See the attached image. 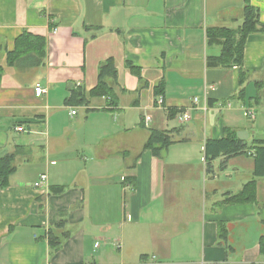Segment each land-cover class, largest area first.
I'll return each instance as SVG.
<instances>
[{"label": "crops", "instance_id": "obj_1", "mask_svg": "<svg viewBox=\"0 0 264 264\" xmlns=\"http://www.w3.org/2000/svg\"><path fill=\"white\" fill-rule=\"evenodd\" d=\"M246 2L264 25V0H0V156L20 148L0 188V264H264V31L242 69L206 65L220 52L206 28H236ZM25 31L44 56L8 65ZM108 58L110 94L88 96ZM150 128L173 140L158 156ZM224 136L241 152L206 162L205 141ZM250 181L251 200H226ZM51 229L69 233L57 250Z\"/></svg>", "mask_w": 264, "mask_h": 264}, {"label": "trees", "instance_id": "obj_2", "mask_svg": "<svg viewBox=\"0 0 264 264\" xmlns=\"http://www.w3.org/2000/svg\"><path fill=\"white\" fill-rule=\"evenodd\" d=\"M264 31V25L259 21L258 9L246 2L241 9V23L236 28L227 26H211L206 28V43L209 46H217L220 49L218 55H209L206 59L208 67H233L239 66L242 69L243 47L246 37L254 32ZM45 53V42L40 36L32 35L28 32H23L15 41L14 50L7 54V64L14 65L18 61H28L31 64L37 65L41 62ZM130 70L136 76H140V69L131 63H127ZM4 68L0 65V79ZM117 71L111 58L106 59L98 68L97 84L88 91V96H104L110 94L111 86L106 81L107 77H116ZM164 87L163 81L155 86V94L162 93ZM79 96L78 91L72 93L73 98ZM78 101L86 100L85 94ZM172 113V112H170ZM173 142L171 135L166 130L156 128L148 129V137L143 145L144 148L150 149L156 156L160 155L161 151ZM240 140L233 136H224L217 139H207L204 144V159L210 162L219 155H234L241 152ZM20 148H16L11 153H6L0 156V188H5L9 184L10 175L15 172L16 154ZM262 156L257 154L255 159V174H262L263 170ZM250 181L243 189L226 200L228 202H241L251 200L253 194L250 193L252 184ZM64 186L55 185L50 187L52 193L58 194L63 192ZM65 224L64 219H60L56 223V227L62 228ZM48 243L52 250H57L64 239L69 236L67 231L58 234L52 229L49 230ZM259 250L264 256V235L259 238Z\"/></svg>", "mask_w": 264, "mask_h": 264}, {"label": "built area", "instance_id": "obj_3", "mask_svg": "<svg viewBox=\"0 0 264 264\" xmlns=\"http://www.w3.org/2000/svg\"><path fill=\"white\" fill-rule=\"evenodd\" d=\"M34 92H35V95L36 96H41L44 92H45V89L43 88V86L40 84V83H37L35 86H34ZM197 101V98L195 97L193 99V102H196ZM156 104L158 106H162V97H158V99L156 100ZM72 114L75 113V110H72L71 111ZM179 118L182 120V121H186L189 119V112L186 110V111H183L182 113H180L179 115ZM143 123L145 125H148L149 121H150V116L148 115H144L143 118ZM18 130H25L24 128H22L21 126H17L16 127ZM46 182V175L45 174H41L38 181H36L34 183V187L36 188H40L44 185V183ZM97 245V243L95 244V246Z\"/></svg>", "mask_w": 264, "mask_h": 264}, {"label": "rangeland", "instance_id": "obj_4", "mask_svg": "<svg viewBox=\"0 0 264 264\" xmlns=\"http://www.w3.org/2000/svg\"><path fill=\"white\" fill-rule=\"evenodd\" d=\"M187 121H188V120H187ZM193 122H194V120L192 119L190 122H186V123H183V124L186 126L187 124H189V123H193ZM172 124L175 125V126H179V125H181L182 123H180V122H178V120L174 119ZM200 124H201V126H202V123H201V122H200Z\"/></svg>", "mask_w": 264, "mask_h": 264}]
</instances>
